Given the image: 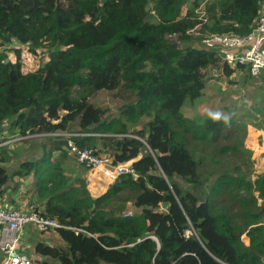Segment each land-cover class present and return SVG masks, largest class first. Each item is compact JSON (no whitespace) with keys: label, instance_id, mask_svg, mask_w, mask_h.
Wrapping results in <instances>:
<instances>
[{"label":"trees","instance_id":"trees-1","mask_svg":"<svg viewBox=\"0 0 264 264\" xmlns=\"http://www.w3.org/2000/svg\"><path fill=\"white\" fill-rule=\"evenodd\" d=\"M263 6L264 0H0V124L48 140L38 158L11 174L5 163L18 144L1 150L0 201L16 206L11 194L29 180L28 206L59 224L41 233L50 241L35 242L34 264L262 263L264 172H254L243 145L246 125L212 120L209 102L196 117L188 113L207 102L201 98L210 70L228 83L237 70L249 76L244 66L225 65L217 49L203 48L201 37L243 36ZM197 24L196 34L186 33ZM172 33L179 47L167 38ZM24 47L39 56L32 70H23ZM102 90L125 93L118 116L106 119L90 102ZM252 126L264 131V121ZM68 140L111 165L132 161L137 178L119 175L92 197L73 169ZM127 203L138 211L123 217Z\"/></svg>","mask_w":264,"mask_h":264},{"label":"built area","instance_id":"built-area-1","mask_svg":"<svg viewBox=\"0 0 264 264\" xmlns=\"http://www.w3.org/2000/svg\"><path fill=\"white\" fill-rule=\"evenodd\" d=\"M199 28L200 24H197L186 33L196 34ZM167 38L170 41L175 40L180 45L177 34L172 33ZM200 45L203 48L217 49L218 53L221 52L224 55L222 61L227 66H244L252 78L264 76V6L260 12L257 24L247 34L243 36L219 35L215 33L204 34L200 39ZM52 134L57 135L59 133ZM38 135L41 134L32 133L26 136L12 134L10 133V124L6 121L1 123L0 162L3 148L11 147L19 141ZM67 146L75 154L79 165L84 166L89 171L101 173L110 182L114 181L119 175L127 173L132 178H137V174L130 167L132 161L111 165L109 157L96 155L93 149L77 148L71 140L67 141ZM130 216H132L130 211H126L123 214V217ZM28 225H31L38 233L59 226L54 219L42 216L32 209V206L22 209L13 208L4 203L0 204V253L2 255L0 264H33L27 254L28 245L22 240V233ZM261 264H264V259Z\"/></svg>","mask_w":264,"mask_h":264},{"label":"rangeland","instance_id":"rangeland-1","mask_svg":"<svg viewBox=\"0 0 264 264\" xmlns=\"http://www.w3.org/2000/svg\"><path fill=\"white\" fill-rule=\"evenodd\" d=\"M172 43H175L178 47L180 46L178 43H176L175 40H171ZM200 44V43H199ZM8 57L13 61L15 59V56L13 52H9ZM39 56L38 54L31 55L29 52H27V48L24 47L21 55V64L24 65L23 70H32L36 63L38 62ZM235 77H232L233 79L232 83H228L227 77L218 76L214 70H210L208 72V76H210V79L206 83V88L204 90V94L202 95L201 100L207 101L201 105H196L192 109V112L188 113L192 116H197L199 112L203 110V108L208 107L209 103H212L211 111H216V109H222L221 107H224L223 111H220L221 113L226 114L224 110L231 111V116L233 117V123H243L246 125H252L253 123H260L264 121V103L263 105L260 103L262 96V93L264 95V92H262V89L264 88V82L263 80L259 78H250L242 69L239 71L237 70L234 73ZM246 76L247 79H246ZM125 93H122L121 90L117 91H100L96 95L92 96L90 98V102L95 106L99 107L104 112V117L106 119H110L112 117H116L119 115V112L121 110V106L125 102ZM129 100H133V98H129ZM209 102V103H208ZM242 103V105H240ZM239 106V108H238ZM148 120V118L141 117L139 119V123L135 126L138 130L140 128L144 127L145 122ZM43 135V134H41ZM38 135V136H41ZM35 137V136H34ZM28 141V140H26ZM24 141L23 144L21 142H17L15 147H13L9 151L10 158L8 161H6L5 165L6 168L9 171V174H11L14 170L17 169L18 165L27 160H32L33 158H38L41 154L42 147L47 146L48 140L45 137H38L31 141L26 142ZM20 143V144H19ZM244 145V143H243ZM248 150V149H247ZM104 155V154H103ZM69 159L71 157H68ZM71 162H73V159H70ZM246 165V164H245ZM74 169L78 171L79 177L87 183V175H89V170L84 169L81 166H78L75 164ZM91 172V171H90ZM29 180H24L22 184H20V189L25 190V186L27 185ZM113 182V181H112ZM110 182V184L112 183ZM108 185V187L110 186ZM105 188V191L108 189ZM87 188V184H86ZM92 189V187H90ZM104 191V192H105ZM89 192V191H88ZM103 192V193H104ZM98 197V196H94ZM19 199L16 198L15 203L18 202ZM130 211L132 214L137 212L138 210L133 208L129 203H127L126 209L124 212ZM52 235L47 234L43 235L41 233H36L35 237L30 240V243L28 242L27 247V254L31 258V261L37 260V255H34L33 253V246L35 245L36 241H50ZM55 243V242H54ZM1 253H0V259H1ZM36 259V260H35ZM34 264V263H33Z\"/></svg>","mask_w":264,"mask_h":264},{"label":"crops","instance_id":"crops-1","mask_svg":"<svg viewBox=\"0 0 264 264\" xmlns=\"http://www.w3.org/2000/svg\"><path fill=\"white\" fill-rule=\"evenodd\" d=\"M247 127L248 128H247V132H246V136H245V140H244V146L246 149L251 151V159L254 163V172L255 173L264 172V131L256 129L252 125H247ZM81 167H83V166H81ZM84 169H86V168H84ZM75 171H77V170H75ZM86 178H87L86 179L87 180V183H86L87 184V190L89 191V193L92 197H94V195L95 196L102 195L103 192L105 191V188H107L108 185L110 184V181L108 179H106L101 173H97V171H91V172L89 171V175H87ZM90 187H92V189H90ZM25 193H27V194H25ZM8 194H10V193H7V195ZM28 196L30 197V192H26L25 190L19 189L17 193L13 192L11 194V197H10V198L14 199L15 202H16V198H18L19 203L14 202V204L16 206H13V204H11V205L8 204V205L13 207V208H22V209L27 208L28 204L26 202V199H28ZM3 200L5 202L7 201L6 195H4ZM0 204H1V201H0ZM36 233H37V231L34 230L31 225L26 226V228L24 229V231L22 233L23 242L28 245V242L30 243V240H32L35 237ZM241 241L245 247L252 248V246L250 244V240L246 236V234H243L241 236ZM247 244H249V247L247 246Z\"/></svg>","mask_w":264,"mask_h":264},{"label":"clouds","instance_id":"clouds-1","mask_svg":"<svg viewBox=\"0 0 264 264\" xmlns=\"http://www.w3.org/2000/svg\"><path fill=\"white\" fill-rule=\"evenodd\" d=\"M208 115L214 121L222 120L225 125H228L232 119L231 114H224L218 111L217 112L209 111Z\"/></svg>","mask_w":264,"mask_h":264},{"label":"water","instance_id":"water-1","mask_svg":"<svg viewBox=\"0 0 264 264\" xmlns=\"http://www.w3.org/2000/svg\"><path fill=\"white\" fill-rule=\"evenodd\" d=\"M219 56L220 58H223L224 55L221 52H219Z\"/></svg>","mask_w":264,"mask_h":264},{"label":"bare ground","instance_id":"bare-ground-1","mask_svg":"<svg viewBox=\"0 0 264 264\" xmlns=\"http://www.w3.org/2000/svg\"><path fill=\"white\" fill-rule=\"evenodd\" d=\"M93 174V173H92ZM101 189V188H100ZM94 195V194H93ZM95 196V195H94Z\"/></svg>","mask_w":264,"mask_h":264}]
</instances>
